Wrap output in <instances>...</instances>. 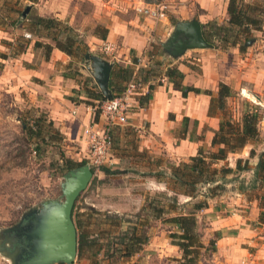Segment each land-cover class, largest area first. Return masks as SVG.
Listing matches in <instances>:
<instances>
[{
  "label": "rangeland",
  "instance_id": "rangeland-1",
  "mask_svg": "<svg viewBox=\"0 0 264 264\" xmlns=\"http://www.w3.org/2000/svg\"><path fill=\"white\" fill-rule=\"evenodd\" d=\"M100 1L109 2L110 7L102 2L95 5L92 0H0V246L4 237L3 229L18 224L24 214L33 208H40L43 201L63 199L61 184L67 171L63 168L61 155L74 161H87L85 148L83 149V144L77 139L81 132L78 133L80 127L75 115L71 114L70 102L94 105L93 111L98 105V102L85 95L81 85L75 87L76 81L78 84L80 81L84 82L89 90L92 89V84L89 80L87 81L89 78L92 79L87 71L89 62L82 56V51L69 56L54 47V42L49 38L51 31L36 26L37 17L60 20L62 25L58 29L64 26L71 27L77 34L81 50L87 49L89 53L102 55L112 63L118 74L117 86L122 88L130 76L126 71L130 66L135 65L133 60L136 56H133V53L136 54L137 49L133 50L130 45L120 41H108L114 45V50L112 53H106L102 48L103 41L91 38L103 35L106 29L100 21L97 23L96 16L106 14L102 10H110L112 15L108 18L110 22H114L117 19L116 16L119 17L122 13L120 9L125 7L122 16H125L126 20L136 17L139 25L146 26L148 29L150 24L156 21L138 13L135 7L143 3L150 5L161 3L163 13L166 11L167 3L165 0H136L132 6L128 7L122 6L118 2L120 0ZM23 11H25L24 16ZM179 18V16L170 15L171 28ZM227 20L228 15L226 20H210L204 23V29L215 48L228 49L229 47L224 45L228 44L224 42V38L227 36L229 40H232L230 35L233 31ZM256 32L253 31V39L248 41L250 43L245 44L247 47L253 45L256 39H262L261 35H255ZM55 33L58 34L57 31ZM59 38H62V35ZM157 40L152 41L150 45L146 41L144 52L154 51L155 47L152 48L151 45L160 46L161 49ZM37 42L41 45L37 46ZM44 44L52 45L48 55ZM230 47L239 49L238 45ZM54 50L59 55H54ZM198 50L203 49L187 50L175 60L190 65L187 61L189 60L195 66ZM146 56L143 53L140 59L137 58L136 64L140 65L143 61H147L149 57ZM66 74L76 79L70 81ZM244 102L258 107L259 137L237 152L229 153L226 159L215 163V168L225 166L234 169L237 158H241V164L247 161V166L251 168L257 157L249 155L250 149H253L256 154L264 151V94L250 90H233V95L226 99V106L227 113L234 120L239 119ZM67 113L70 114V119ZM217 114L221 119L222 114ZM55 116L61 119H56ZM39 117L50 134L48 140L38 136L39 130L35 129V133L29 135L24 129V126L33 125V121ZM128 122L114 126L110 161L101 167V172H93L87 187L74 201L73 215L71 213L77 237L79 234L88 236L90 240L96 241V248L101 247V250L95 256H90L88 252L80 256L76 255L72 264L123 262L125 259L118 252L111 251L116 248L114 244L121 246L118 243V236L133 225L137 226L138 232L147 235L148 239L153 233L163 229L165 236L169 241L171 240L168 230L175 228L161 220L150 218L149 210L141 208L158 192L171 194L163 182L165 176H161L158 180L151 175V172L162 169L169 174V164L179 162L169 159L161 148L154 153L142 149L141 133L131 127ZM203 149L206 152L215 150L210 146V142L204 143ZM251 174V171H242L237 175L227 174L223 179L222 191L229 186L230 188L239 186L241 180L248 182ZM206 186H197V192H199L197 199L209 197ZM160 199H164L163 196ZM188 199L184 195H179L181 203ZM188 210L187 207L182 209V211ZM140 223L144 224L141 226ZM207 227V220L198 217V238L207 249L199 248L195 264H213V251L209 240L215 238V233ZM107 243L110 247L106 254L104 250ZM5 246L7 250L11 243H6ZM170 252L172 255L175 254V251ZM177 252L181 254L179 249ZM139 256L142 258L141 255ZM133 259L135 260V255L131 260ZM180 259L168 257L166 262L174 260L176 261L174 264H179ZM146 260L149 264L160 263L157 258L153 260L150 257ZM10 262L7 252L0 249V264H10Z\"/></svg>",
  "mask_w": 264,
  "mask_h": 264
},
{
  "label": "crops",
  "instance_id": "crops-1",
  "mask_svg": "<svg viewBox=\"0 0 264 264\" xmlns=\"http://www.w3.org/2000/svg\"><path fill=\"white\" fill-rule=\"evenodd\" d=\"M92 1L95 5L102 2L100 0ZM134 1L136 0H120L118 2L122 6L130 7ZM165 2H167L166 11L161 14L160 21L150 24L148 29L146 26L139 25L136 17L126 20L125 16H122L125 7L120 9L122 13L119 17L116 16L117 19L114 22L109 21L108 16L112 15L110 10H102L106 14L96 16V21L97 23L100 21L107 29L106 38L101 39L97 36L91 38L101 42L120 41L130 45L133 50L137 49L133 56H136V60H138L143 53L146 56L144 48L148 37L152 36L153 40L158 39L160 45L167 38L172 30L171 14L179 16V20L197 19L202 30H205L204 23L210 20L227 19L228 0H165ZM102 3L110 7L109 2ZM255 35H261L262 39H256L253 45L246 46L243 51L237 47L229 46L228 49H222L212 45L209 48L198 50L195 66L189 60L187 61L190 65L176 61L161 48V54L153 56L161 61L158 74L149 76L148 81H143L141 90L135 96L137 105L128 118L129 122L127 120L131 127L141 133V148L147 149L149 153H154L155 150L161 148L174 162L187 161L190 156L197 153L200 147L203 148L204 143L209 144L220 121L218 114L208 115L210 96L204 94L203 90H210L212 95H215L219 82H224L234 91L250 90L264 94V30L256 32ZM262 42L263 44H261ZM53 54L59 55L56 50L53 51ZM99 56L107 60L102 55ZM145 61L138 66H147L150 61ZM135 65L132 66L134 70ZM170 65H176L183 72L182 83L184 85L197 87L201 92H189L187 96H182L181 91L175 88L164 75V71ZM87 71L93 79L89 68ZM66 77L70 81L76 79V77L67 74ZM117 80L118 74L112 65L108 88H114L116 91L115 86L119 83ZM93 82L95 83L94 79ZM76 83L75 87L81 85L84 90V82L79 81L78 84L76 81ZM150 83L154 85V88L150 91L149 98L140 104V98L148 92ZM92 89L94 88L92 87ZM111 93L113 95V91ZM69 108L80 127L78 133H81L77 139L83 144L84 149L83 128L95 122L100 124V117L98 115V118L94 120V111L92 105L89 104L70 102ZM67 116L70 119L69 113ZM55 118L61 119L59 116H55ZM256 163L257 158L254 166ZM262 190L258 187L241 191L238 186L232 188L229 186L220 194L209 197L207 207L198 212V217L207 220V229L215 233L213 264H264V224L258 222L259 195ZM177 249V246L170 244L161 229L149 237L143 249L135 254V260L141 264H149L146 259L152 257L153 260L158 259L160 262L158 264H174L176 261L166 262V258L180 259L181 254L179 255ZM170 251H175V254L172 255ZM144 252L145 254H142ZM163 259H165L164 262Z\"/></svg>",
  "mask_w": 264,
  "mask_h": 264
},
{
  "label": "trees",
  "instance_id": "trees-1",
  "mask_svg": "<svg viewBox=\"0 0 264 264\" xmlns=\"http://www.w3.org/2000/svg\"><path fill=\"white\" fill-rule=\"evenodd\" d=\"M35 1V0H31ZM227 23L232 29L233 33L230 38L225 36L224 42L229 46L238 45L239 50L246 48V43L253 39V31H263L264 27V0H228L227 2ZM175 22V21H174ZM36 26L43 27L44 29L51 31L52 34L49 38L54 42V47L63 51L69 56H73L77 51H82V56L88 52L87 49L81 50L80 43L77 41V34L69 26L62 25V22L56 18H44L37 17L35 22ZM58 32V34L55 33ZM103 35L98 36L101 39L106 38L107 29L104 30ZM204 38L212 46L214 44L209 39L205 30H202ZM62 35V38H59ZM215 35V33H214ZM41 45L37 42V46ZM46 54L48 55L52 49V45L44 44ZM155 50L148 51L147 57L150 61L145 67H139L136 71V77L142 84L143 81H148L149 76H156L158 74L159 65L161 61L153 58L154 55L161 54L160 46L151 45ZM133 62H136L134 58ZM126 71L129 76L127 81L132 77L134 68H128ZM164 75L169 82L173 84L175 88L181 91L182 96H187L189 92L199 93L201 90L197 87L184 85L182 79L184 77L176 65L167 66L164 71ZM92 84L94 90H89L84 83V90L86 95L98 102V104L105 99L104 95L97 88L96 84L91 78L87 81ZM126 81V82H127ZM86 82V80H85ZM126 84V83H125ZM124 84V86H125ZM124 86L114 88L109 87L113 91V95L124 89ZM154 85H148V92L140 98V104L147 100L150 96V91L153 90ZM204 94L210 96L208 115L213 116L217 113L222 114V118L219 121L218 128L213 132L210 139V146L215 150L206 152L202 147L197 150V153L190 156L187 161H181L178 164H169L168 168L170 173H166L164 170H153L152 176L160 180L161 176H165V183L167 189L171 192H158L144 205L142 210H149L150 218L155 220H161L164 223L171 225L175 229H169L170 244L177 246L181 251V259L179 264H195L198 256L199 248L207 249L202 244L199 237L198 229V212L207 207V198L220 194L224 189L223 179L227 174H235L242 171H251V178L247 182L241 180L239 182V190L245 191L246 189L262 188V192L259 195L260 213L258 215V222L264 224V151H260L258 154L253 149H250L249 155L257 157V163L253 168L247 166V161L241 164V158H237L235 161V168L221 167L215 168V163L220 160L226 159L229 153H235L243 148L247 143L255 141L259 137L258 122L260 120V114L258 107L255 105H249L244 102V106L241 108L240 117L238 120H234L230 114L227 113L226 99L233 95L232 88L224 83L219 82L217 92L212 95L210 90H203ZM94 105H92L93 107ZM93 118L96 120L99 115V111L94 110ZM33 125L24 126L26 132L31 135L35 131L39 130L38 136H41L43 140L49 139L48 130L44 128V124L41 122L40 117L33 121ZM36 129V130H35ZM36 135V134H35ZM61 136V135H60ZM63 160V168L65 171L81 166L86 161H74L69 157L61 155ZM168 174V175H167ZM207 185L206 193L209 197H203L197 199V186ZM179 195H184L189 199L181 203L179 201ZM163 196L164 199H160ZM184 207L188 208V211H182ZM73 215V208H72ZM202 219V218H201ZM144 223H140L142 226ZM118 244H114L112 253L118 252L125 260L121 263H109V264H141L137 260H131L136 253H138L145 242L148 239L147 235L137 231V226L128 227L121 235L118 236ZM96 241L90 240L88 236L79 234L77 237V255L80 256L83 253H90V256H95L100 252V248H96ZM209 245L212 251L215 250V238L209 240ZM109 243L105 245L104 253L109 251ZM113 247V245H112ZM107 254V253H106Z\"/></svg>",
  "mask_w": 264,
  "mask_h": 264
},
{
  "label": "water",
  "instance_id": "water-1",
  "mask_svg": "<svg viewBox=\"0 0 264 264\" xmlns=\"http://www.w3.org/2000/svg\"><path fill=\"white\" fill-rule=\"evenodd\" d=\"M25 11L22 12L23 16ZM209 47L211 44L204 38L201 24L195 18L176 21L166 40L161 42L163 52L172 58L179 57L187 50ZM84 59L89 62L88 68L100 92L111 99L113 95L108 81L112 63L89 52ZM92 175L87 163L68 170L61 184L62 200H45L40 208H33L24 214L18 224L3 229L0 249L7 252L10 264L73 263L77 255V232L72 220V208ZM6 243H11L7 250Z\"/></svg>",
  "mask_w": 264,
  "mask_h": 264
},
{
  "label": "built area",
  "instance_id": "built-area-1",
  "mask_svg": "<svg viewBox=\"0 0 264 264\" xmlns=\"http://www.w3.org/2000/svg\"><path fill=\"white\" fill-rule=\"evenodd\" d=\"M140 14L148 16L154 21H158L162 14V4L150 5L147 3L135 7ZM148 45L153 40L152 36L147 39ZM103 50L112 53L114 45L108 41H103ZM132 77L126 82L124 89L111 99L105 98L96 108L99 111L100 124H88L83 128L82 136L85 144V156L87 164L92 172H101V167L109 163L113 146V128L115 125H123L127 122L134 107L137 105L136 95L141 90L142 84L136 77L138 64Z\"/></svg>",
  "mask_w": 264,
  "mask_h": 264
}]
</instances>
